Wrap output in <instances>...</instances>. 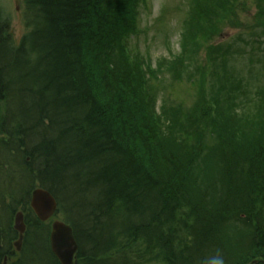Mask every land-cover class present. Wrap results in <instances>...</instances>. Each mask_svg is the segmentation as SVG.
<instances>
[{
    "label": "trees",
    "instance_id": "obj_1",
    "mask_svg": "<svg viewBox=\"0 0 264 264\" xmlns=\"http://www.w3.org/2000/svg\"><path fill=\"white\" fill-rule=\"evenodd\" d=\"M146 5L23 0L18 46L0 11V212L10 221L21 210L27 230L17 257L15 234L0 233V264L6 254L9 264H59L50 224L29 209L36 187L73 229L76 264H264V114H237L247 97L214 71L226 107L203 92L211 112L159 101L151 85L163 70L198 77L200 42L223 75L233 52L215 43L226 29L245 28L254 41L238 37L240 48L259 50L264 0H191L180 55L154 72L130 48Z\"/></svg>",
    "mask_w": 264,
    "mask_h": 264
},
{
    "label": "rangeland",
    "instance_id": "obj_2",
    "mask_svg": "<svg viewBox=\"0 0 264 264\" xmlns=\"http://www.w3.org/2000/svg\"><path fill=\"white\" fill-rule=\"evenodd\" d=\"M190 4L191 0H149L148 6L145 9L142 6L140 33L132 40L130 48L134 50V54H140V58L145 59L146 63L150 64L152 71L148 68L144 72V75L148 76L149 70L151 72L157 71L161 60L167 62L175 61V58L180 55L182 25L188 16ZM23 8V0H0V11L2 12V17L9 22L10 33L14 39L15 46H18L22 36L26 33L23 22ZM255 12V8L250 7L249 11L240 13L241 21L245 26L253 23ZM250 36L253 37L245 28H237L224 30L220 37L216 39V44L220 46L219 48L223 44L226 46V49L228 48V50L233 52V56L231 55L228 59L229 68L224 66L223 75L220 71L222 66L217 70L215 69L214 66L216 65L211 61L210 53L204 50L208 47L204 43L200 46V42L198 44L199 59H197L199 64H191L192 70L197 66L199 67L197 71L198 77L187 73L186 77L190 79H186L185 76L179 79L176 72L163 70L164 72H161L160 76L157 77V82L151 81V85L158 89L159 101L161 99H169L170 97L175 102H181L184 111L192 109L197 104L198 108L206 106L208 108L207 111L210 109L211 112V103L209 104L207 101L204 105L202 104L204 97L202 98L203 94L201 93L204 92L207 97L212 95L213 99L225 108V104L222 105L218 99L219 94L216 93V88H212L214 71L221 77L226 75L227 80L224 84L234 83L235 80V86L230 87H233L234 90L237 88L236 95L239 99L247 97V102L250 104L243 106L245 110L242 112L238 110L237 114H245L246 116L247 112H250V116H253V118H261L264 114V46L259 50H255V52H253V49L256 47L253 45L249 48L245 47L242 50L240 46L243 44L238 42L237 39L240 37L242 40L245 38V40L253 42L254 37L251 39ZM237 47L240 49V55L235 53ZM162 68L160 69L162 70ZM212 104H214V109L216 110L213 117L219 113L222 120H225L228 116L220 113V108L217 104ZM156 107L160 109V102L156 103ZM198 111L200 110L196 108L195 112ZM209 115L212 116L211 114ZM222 116H225V118ZM210 119L213 120L212 117ZM198 121L200 120H193L192 122ZM214 168L215 166L208 167L203 172L206 173L210 170H212V173L217 172ZM55 220L61 221L59 214L55 216L53 221Z\"/></svg>",
    "mask_w": 264,
    "mask_h": 264
},
{
    "label": "water",
    "instance_id": "obj_3",
    "mask_svg": "<svg viewBox=\"0 0 264 264\" xmlns=\"http://www.w3.org/2000/svg\"><path fill=\"white\" fill-rule=\"evenodd\" d=\"M30 208L35 217L42 223H46L57 211V204L49 192L35 189L30 196ZM14 229L19 233V240L15 247L19 250L23 234L25 233L24 220L21 213L15 215ZM49 235L50 249L61 264H74L75 255L78 252L77 242L74 239L72 228L58 221L51 226Z\"/></svg>",
    "mask_w": 264,
    "mask_h": 264
},
{
    "label": "bare ground",
    "instance_id": "obj_4",
    "mask_svg": "<svg viewBox=\"0 0 264 264\" xmlns=\"http://www.w3.org/2000/svg\"><path fill=\"white\" fill-rule=\"evenodd\" d=\"M19 212H22L21 210H19V211H16L14 214H13V217L15 216V214H18ZM33 213V212H32ZM0 214H1V212H0ZM23 214V213H22ZM8 216H6V215H3L2 216V214H1V216H0V233H1V236H7L8 235V237H10L11 235H10V231H12L15 235L16 234H19L18 233V231H16L15 229H14V226H15V220H13V219H9L10 221H11V227L8 225L9 224V222L10 221H8ZM25 224H26V221H25ZM9 226V227H8ZM10 231H9V230ZM26 232H27V230H26ZM24 235V234H23ZM25 235H26V233H25ZM25 241V240H24ZM3 244V246H1L0 247V249H3L4 248V243H2ZM7 250V248L5 249V251ZM6 256H8V254H6ZM6 256H3V258H6Z\"/></svg>",
    "mask_w": 264,
    "mask_h": 264
}]
</instances>
